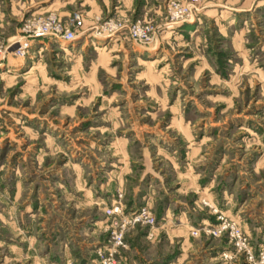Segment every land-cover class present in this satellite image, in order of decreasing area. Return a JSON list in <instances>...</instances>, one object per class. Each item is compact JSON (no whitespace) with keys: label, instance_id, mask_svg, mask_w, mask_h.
I'll return each instance as SVG.
<instances>
[{"label":"rangeland","instance_id":"obj_1","mask_svg":"<svg viewBox=\"0 0 264 264\" xmlns=\"http://www.w3.org/2000/svg\"><path fill=\"white\" fill-rule=\"evenodd\" d=\"M51 1L65 0H0L20 7L19 30L47 13L60 20L77 13L82 25L80 0H70L65 18L35 6ZM168 1L156 14L107 8L92 15L89 37L103 38L94 47L75 38L66 51L50 42L34 56L29 44L9 71L0 66V264H27L13 260L16 248L39 238L49 243L51 218L61 229L70 224L75 240L103 243L106 234L91 222L101 211L68 201L67 193L81 187L73 190L72 178L98 183L123 159L140 167L143 147L160 167L165 182L152 178L151 184L169 209L155 214L163 230L154 240L137 229L126 264H234L226 238L186 233L212 221V207L239 217L242 232L264 249V0H216L229 8L214 6L194 19L203 7L197 0L193 18L177 23L169 21ZM194 20L195 29L178 30ZM134 21L153 27L140 53L130 50L126 34ZM109 23L120 28L96 33ZM3 39L0 33V43L9 42ZM167 160L177 165L178 178Z\"/></svg>","mask_w":264,"mask_h":264},{"label":"crops","instance_id":"obj_2","mask_svg":"<svg viewBox=\"0 0 264 264\" xmlns=\"http://www.w3.org/2000/svg\"><path fill=\"white\" fill-rule=\"evenodd\" d=\"M56 1V0H55ZM79 1V0H78ZM188 1V0H182ZM72 1L65 0L61 3H54L51 1L50 3H37L36 8L41 10L47 9H56L58 10V16L61 18H65L69 12L67 11V4H71ZM80 5L83 8V22L80 26V29L77 33V37L81 39L80 43L88 44V42L99 44L98 40L103 39L102 37H97V41L90 39V31L93 25H87L91 22L92 15H104L106 9H110L113 14H137L141 10L146 9L151 11V13L156 14L161 7L163 0H80ZM164 3V2H163ZM203 7H199L200 10L194 12L193 15L196 17L205 16V13L209 11H213L212 7L214 6H222L224 8H229V6L223 5L218 3L216 0H203ZM251 5V4H250ZM249 5V6H250ZM38 6V7H37ZM65 6V7H64ZM246 8V5H244ZM16 7L19 9L18 4L16 3H1L0 2V33L4 37L3 40L12 41L18 38L20 34V30L18 29L19 20L21 18L20 15L17 16ZM64 8V9H63ZM249 9V8H246ZM19 13V10H17ZM14 14V15H13ZM200 14V15H199ZM236 17V14L233 13L232 21ZM191 18H193L191 16ZM199 19V18H198ZM198 20H194L193 24H189L187 26L181 27L178 30L184 33L185 30H190L192 28H196L198 26ZM118 35V34H117ZM114 37H118V36ZM90 39V41H89ZM116 38H109L115 42ZM52 42H59L60 48L63 50H67L68 47L72 46V42H67L61 39H56L53 37H45L42 39H35L30 41V48L29 50L32 52H36L34 56H36L42 49V47L46 46L47 44ZM81 44V46H83ZM129 45H131V51L135 52H142L147 50L148 47H141L139 44L129 41ZM112 46H118V51L123 53L124 47H122L121 42H116L112 44ZM125 51V49H124ZM109 52V51H108ZM40 54V53H39ZM18 59L12 55H7L3 61H1L0 66L2 71H9L12 66H15L16 60ZM20 59V58H19ZM4 66V67H3ZM98 66V65H97ZM95 67V65H91V68ZM107 68L109 65H106ZM159 149L157 148L156 151ZM126 153V152H125ZM139 165L140 167H136L135 165L131 166L130 162L126 159L121 161L120 165L112 164V170L110 174L106 173V177H102L98 180V183H89L86 185L85 180L82 178L73 177L71 181V187L75 190V184L81 185L79 189L75 190L76 193H67L68 201H72L71 205L73 206H80V209L85 207L93 208L96 207L101 211L102 218L92 220V224L96 225L98 231H101V228L104 226L106 222V218L102 212L103 208L109 205L114 197L116 192L124 193V197L121 198V202L125 210H133L141 205H147L149 207L153 206L155 214H159L160 216H166L168 214V207L161 205L160 200L157 199V195H155L156 191L154 189V185L151 184V179L156 178L159 183L165 182L162 181L161 178L163 177L161 174V170L159 166H155L150 160L152 156L149 155V151L147 147L141 148L139 151ZM125 158V157H124ZM126 160V161H125ZM168 163L171 165L173 173L175 172V168L177 165L167 160ZM131 162H136V158L133 156L131 158ZM168 165V164H167ZM136 168V169H135ZM177 174L174 177L178 178L180 176V172H176ZM145 176L144 182H140L141 178ZM162 176V177H161ZM138 177V180L135 181V178ZM77 180V181H76ZM164 184V183H163ZM67 186V185H66ZM161 188V187H160ZM179 190L178 188H176ZM161 190V189H159ZM123 191V192H122ZM97 193L98 195H94ZM155 195V196H154ZM94 197V201H91L90 197ZM86 197V198H84ZM90 198V199H89ZM96 200V201H95ZM91 202V203H90ZM70 203V202H69ZM87 204V205H84ZM217 205V204H216ZM217 207V206H216ZM228 211H225L227 216L231 215ZM230 218L234 219L239 226L242 228L244 224L242 223L239 217L229 216ZM207 220V219H205ZM30 225L31 232H33L31 237H35L37 233L35 232L36 225ZM58 218H51L50 221V239L49 243H43V238H39L37 242L33 239V244H22L21 246L16 248L17 254L14 253L13 260H21L25 261L27 264H97L96 257H95V249L100 247L102 241L96 240L91 243H84L82 241L75 240L76 233L72 232V226L68 224L66 227H62L63 229L59 228ZM83 229V228H82ZM143 228H136L130 233L125 236V248L121 249L118 253V263L126 264L125 260L128 258V253L130 251L131 243L134 239L136 232ZM163 230L162 226H159L153 230V236L151 238H147L145 236V229L144 235L142 237L148 240H154L155 237L161 233ZM244 230V228H243ZM62 232L59 234V232ZM188 235V228L186 231ZM10 239V236L8 237ZM41 243V244H40ZM40 244V245H39ZM8 248H11L8 245ZM43 248V249H42ZM10 260V259H9ZM9 260L7 262H9Z\"/></svg>","mask_w":264,"mask_h":264},{"label":"built area","instance_id":"obj_3","mask_svg":"<svg viewBox=\"0 0 264 264\" xmlns=\"http://www.w3.org/2000/svg\"><path fill=\"white\" fill-rule=\"evenodd\" d=\"M197 0L179 2L168 1L167 14L169 21L177 23L192 16L197 10ZM80 20L77 13H71L65 20H60L53 13L32 17L23 21L20 35L8 43H0V62L7 54L22 57L31 40L53 37L67 42H72L80 29ZM126 27L128 38L137 44H147L153 37V27L149 23L134 21ZM120 27L111 23L100 27L96 33L103 36L114 34ZM105 36V34H104ZM121 192H116L113 201L102 210L106 222L101 228L105 235L102 245L95 249L97 264H119L118 253L125 248V236L136 228L145 229V236L151 238L156 228V216L147 205H141L133 210H125L121 202ZM203 204L206 202L202 201ZM214 218L210 222L199 223L188 227L190 237L199 236L220 238L224 237L230 243L232 253L228 255L234 264H264V249L255 247L245 235L238 223L227 217L216 208H211ZM225 256V254H224Z\"/></svg>","mask_w":264,"mask_h":264}]
</instances>
